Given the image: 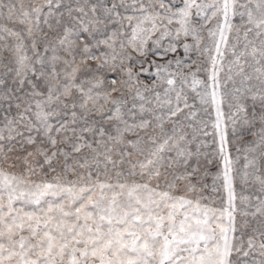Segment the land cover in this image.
I'll list each match as a JSON object with an SVG mask.
<instances>
[{
	"label": "snow or ice",
	"instance_id": "obj_1",
	"mask_svg": "<svg viewBox=\"0 0 264 264\" xmlns=\"http://www.w3.org/2000/svg\"><path fill=\"white\" fill-rule=\"evenodd\" d=\"M0 264H264V0H0Z\"/></svg>",
	"mask_w": 264,
	"mask_h": 264
}]
</instances>
